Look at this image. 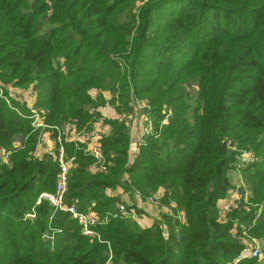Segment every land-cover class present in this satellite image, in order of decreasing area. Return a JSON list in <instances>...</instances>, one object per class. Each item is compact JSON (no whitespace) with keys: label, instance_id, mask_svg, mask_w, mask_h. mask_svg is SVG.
I'll list each match as a JSON object with an SVG mask.
<instances>
[{"label":"trees","instance_id":"trees-1","mask_svg":"<svg viewBox=\"0 0 264 264\" xmlns=\"http://www.w3.org/2000/svg\"><path fill=\"white\" fill-rule=\"evenodd\" d=\"M135 1L0 0V81L33 85L47 125L96 121L94 110L106 101L128 111L131 94L152 106L154 127L170 109L158 138L149 137L129 165L127 127L103 119L107 174L90 173L83 145L63 141L74 156L63 200L104 217L115 209L104 190L126 175L125 188L142 195L162 189L185 220L141 227L108 217L93 229L116 264H231L245 245L243 231L232 232L236 223L264 240V0H140L137 8ZM115 90L117 100L102 98ZM38 133L0 98V151H10L9 163L0 162V264H105L106 243L82 235L46 201L35 205L40 193L54 191L58 172L50 154L30 156ZM240 151L255 156L236 171L250 204L262 207L247 213L239 201L220 220L217 202L233 186L229 173ZM32 207L36 217L24 219ZM52 231L59 232L44 241Z\"/></svg>","mask_w":264,"mask_h":264},{"label":"built area","instance_id":"built-area-1","mask_svg":"<svg viewBox=\"0 0 264 264\" xmlns=\"http://www.w3.org/2000/svg\"><path fill=\"white\" fill-rule=\"evenodd\" d=\"M3 91H4V85L0 81V97L6 101L10 109L14 110L21 117L30 120L32 131L39 132L35 147L30 152V156L33 158H39L43 154H50L57 161L58 164V172L56 175L54 191L51 193L49 192L40 193L35 201L36 206H38L41 203V201H46L55 210L66 212L69 215V218L75 221L79 225L80 232L82 235L90 238H96L99 242H104V241L101 240L100 236L97 234V231L93 228L106 223L108 221V217H119L121 219L137 222L142 218L144 214V210L142 209L145 208V206H153L155 208L162 206L161 197L163 195V192L161 190H158L157 194L149 195L147 197H143L139 191L131 190L132 202H133L132 207L127 208L123 202H117L115 204V209L113 213H108L104 217H100L97 213L93 212L91 209H88L87 211H80L77 208V204L75 201L71 203H65L63 198L67 189L69 170L70 168H72L74 164V156H70V157L67 156L63 147V141L67 140L74 142L76 146L83 145L82 148L83 152L89 155L93 159V162L88 166V171L90 173L100 172L103 174H107L109 171L110 163L107 160L106 156L103 154L101 145L99 144L100 136H98L99 135L98 128L94 125L92 126L93 130L89 131L88 133L82 129L81 132L84 133H83V137L80 140H77L76 138L71 139L70 134H75V135L79 134V132L73 131V128L75 127L76 119L69 120L61 125H47L46 123H44L45 111L41 108L35 107L36 96L33 85H30L28 88L25 89V93L28 98L27 100L29 102L25 103L24 105L28 108L29 111L28 115H24L18 108L12 105L10 100L5 97ZM131 103H132L131 105L132 111L130 110L131 113H129L127 116V124L128 127L130 128V131L135 132L140 122V116L144 112L146 106L144 102L138 101L134 98ZM147 108H149L148 105ZM170 115H171V110L168 109L167 112L164 113V116L160 123L161 125L159 130L155 129L154 124L148 122L147 126L144 127L143 130L141 131L136 142H134V148H133L134 157L137 156L140 152L142 137L145 135H152L154 137H158L162 125L166 124L168 117ZM94 138L96 139V141L93 140ZM14 145L19 147L21 145V139L19 138L16 139ZM9 155H10V151L1 149L0 162L4 164H8ZM250 157L252 160L253 157L252 153ZM240 161L241 162L238 166V169L243 167L244 164H247L242 159ZM237 175L241 185H243L240 174L238 173ZM122 179L124 180L125 184L130 185V180L128 178L122 177ZM137 209L140 210L139 214L136 211ZM35 217H36V212L34 207H32L31 210L24 215V219L27 220H32ZM57 232L59 231L56 232L52 231L50 232L49 235L48 233H46V236L48 239L52 241L54 234ZM233 233L235 234L236 232L234 231ZM245 259L255 260L254 264H264V252L262 251L260 245L258 244L250 245V243H246L245 247L241 251V254L233 261L232 264H241V262ZM105 264H114L112 261V254L109 246H108V253Z\"/></svg>","mask_w":264,"mask_h":264},{"label":"rangeland","instance_id":"rangeland-1","mask_svg":"<svg viewBox=\"0 0 264 264\" xmlns=\"http://www.w3.org/2000/svg\"><path fill=\"white\" fill-rule=\"evenodd\" d=\"M140 3H141L140 0H136L135 1V8H137L140 5ZM3 85H4V91H3V93H4L5 97L10 100L11 104L14 105V106L16 104H20L19 101H17V100L14 99L13 94H12V90L15 89V88L16 89H21V88L15 87V86L10 87L11 86L10 84H3ZM195 90H196V86L195 85H192V86L189 85L186 88V91L185 92L192 94ZM118 95H119V90H115V92H111V93L106 92V91L104 93L101 92V96H102V98L105 99V101H106V99H110L111 97L116 98V100H117ZM1 99L9 107V105L6 103V101L3 98H1ZM132 101H133V96L131 94L130 99H129V102H128L129 105H127V110L128 111H122L124 114H126L127 112L131 113L130 110L132 111V106H131L132 105V103H131ZM145 106L147 108V104L146 103H145ZM149 109L150 110L152 109V106L151 105H149V108H147V110H149ZM95 111L96 112L98 111L99 117H104L105 119H109V118H112L110 116V114H111L112 111H115V108H114L113 105L110 104L109 101H106V102H103L102 103V106L101 107L95 109L94 112ZM162 112H165V110H163ZM142 116L143 115L141 114L140 117H142ZM150 116H151V112H150ZM95 117L97 118L98 116L97 115H94V118ZM73 119H76V123H75V127L73 128V131L79 132L80 135H83V133H84V132H81L82 129L85 132L88 133L89 131L93 130L92 126H94V125L98 128L99 132H101L100 135L103 136L105 134V130L103 129V125L104 124H102V121H100V120L92 121V123L88 121L89 123L86 122L84 124H81L77 118H72L70 120H73ZM116 120L118 121V119H116ZM124 125L127 127L128 132H129L130 131V128L128 127L127 120H126V122H125ZM160 125L161 124L157 125V127H155V129L156 130H159ZM161 130H162V127H161V129L159 131V134H160ZM103 131H104V133H103ZM155 138H158V137H155ZM79 144H81V143H79ZM143 147H146V146L143 145L141 147L139 154L141 153V150H142ZM127 155H128V153H127ZM250 155H251V153L246 152V151H240V152L237 153V158H236V162H235V165H234V167H235L234 169L235 170H232L229 173L230 174V178H231V183L233 184V186L227 192L226 195H228V196L227 197L225 196V198H223L222 200H220V201L217 202V207H218V210H219V216L218 217H219L220 220H224L225 221L226 220L227 213L229 212V210L231 208H233L234 205H235L234 207H236L239 201H240V203L243 202V204H244V207L241 206L242 207V210H244V211H246L248 213L249 212V208H250V210H255L256 211V215L259 214V211H260L262 205H257V204H254V203L250 204L249 198H248L249 191H248V189L246 187V184H245V182L243 180H242L243 185H241L240 180H239L238 175H237L238 173L236 171V169H238V166H239V164L241 162L240 161L241 159L244 162H246L247 164L252 163L255 160V156L253 155L252 160H251ZM135 158H136V156L135 157L134 156L131 157L132 162H133V160H135ZM247 164H244V166L247 165ZM122 177L127 178L126 175H124ZM122 177H121V181H122L121 183L119 181H117L116 184H114V185L106 188L104 190V193L106 195L110 196V197H115V199H114L115 200L114 201L115 204L117 202H123L126 205L127 208H131L132 205H133V202H132V191H131L130 188H125V186L123 185L124 184V180H122ZM158 190H161L163 192L162 189H158ZM158 190H156L153 193H149L147 195H142V196L143 197H147L149 195L157 194ZM161 202L166 206L165 208H163V209H155V207H153V206H145V208L142 209V210H144V214L145 213L147 215L150 214L151 215L150 218L152 220H154V221L155 220H161L163 217H170V218H177L181 222L182 221L184 222V220H185L184 213H182V210H180L178 208H177L178 210L176 209V203L172 199L170 200L169 198H166L165 196H163V197H161ZM172 208H174L176 211H174ZM158 210H160V211H158ZM136 211H137L138 214L140 213V210L139 209H137ZM256 215H255V217H256ZM179 216H180V218H179ZM255 217L252 220L251 224H253L255 222ZM164 230H166V235H167V229L164 228ZM245 230H248V227L246 228L244 226V224H241L240 225V224H237L236 223L234 225V227H233L232 232H234V231L235 232L236 231H245ZM246 234L247 233L241 232L240 238H238V240L241 241L244 244H246V243H250V245L258 244V245H260L262 251L264 252V240L257 239V238H253V237H248ZM43 240L44 241L48 240L46 234L44 235ZM103 243H106V245H107L108 242L107 241H104ZM108 246L110 248L109 243L107 245V253H108ZM244 247H245V245H244ZM110 251H111V254H112V261H113L114 264H116L114 262V260H113V253H112L111 248H110Z\"/></svg>","mask_w":264,"mask_h":264},{"label":"crops","instance_id":"crops-1","mask_svg":"<svg viewBox=\"0 0 264 264\" xmlns=\"http://www.w3.org/2000/svg\"><path fill=\"white\" fill-rule=\"evenodd\" d=\"M12 94H13L14 99L17 100V101H19L20 103L25 104V103H28L29 102L27 100L28 98H27V95L25 93V90H23V89H16L15 88V89L12 90ZM91 95L93 97H95V95H97V92L96 91H91ZM128 114H129V112H127L126 114H124L122 111L119 112V113L116 112V111H112L111 114H110V116L113 119H118L119 122H124V124H125V122L127 120ZM142 115L143 116L140 117V122H139V124L137 126L136 131L135 132H132V131H129L128 132V134H129V148H128V155H127L128 165L132 163L131 157L133 156L134 142H136V140L139 137L141 131L143 130L144 127L147 126L148 122H151L153 124V120H152V118L150 116L149 110H147V109L144 110V112L142 113ZM103 119H104V117H99L97 120L102 121V124H103L104 123L103 122ZM103 129L105 130V134H106L108 132V130H109V127L106 124H104L103 125ZM100 133L101 132H99V135L98 136H100ZM103 133H104V131H103ZM70 135H71V139H75L76 138L77 140H80L83 137V135H80V134H77V135L70 134ZM149 137H152V135H145V136L142 137L141 147L143 145H146L147 139ZM93 140L96 141L95 138ZM165 207L166 206L162 203V206L161 207H158V208L156 207L155 209H163ZM158 211H160V210H158ZM148 215L146 213L143 214L142 218L139 221H137V223L139 224V226H141V227H147V226H150L153 223L154 220H152L150 218L151 215L150 214H148Z\"/></svg>","mask_w":264,"mask_h":264},{"label":"water","instance_id":"water-1","mask_svg":"<svg viewBox=\"0 0 264 264\" xmlns=\"http://www.w3.org/2000/svg\"><path fill=\"white\" fill-rule=\"evenodd\" d=\"M164 236H166V230H163Z\"/></svg>","mask_w":264,"mask_h":264}]
</instances>
